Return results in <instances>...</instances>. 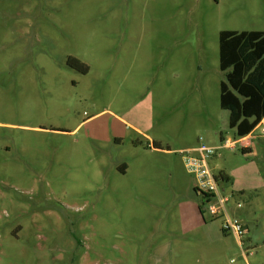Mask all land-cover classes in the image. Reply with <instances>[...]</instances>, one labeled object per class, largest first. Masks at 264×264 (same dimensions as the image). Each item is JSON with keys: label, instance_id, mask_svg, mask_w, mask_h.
I'll return each mask as SVG.
<instances>
[{"label": "rangeland", "instance_id": "rangeland-1", "mask_svg": "<svg viewBox=\"0 0 264 264\" xmlns=\"http://www.w3.org/2000/svg\"><path fill=\"white\" fill-rule=\"evenodd\" d=\"M221 31L264 0H0V264H264V122L207 161L243 244L184 159L233 138Z\"/></svg>", "mask_w": 264, "mask_h": 264}, {"label": "trees", "instance_id": "trees-1", "mask_svg": "<svg viewBox=\"0 0 264 264\" xmlns=\"http://www.w3.org/2000/svg\"><path fill=\"white\" fill-rule=\"evenodd\" d=\"M68 64L85 73L88 71V67L75 58L69 57ZM219 68L225 76V81L220 83V108L228 112V125L236 139L246 137L264 119V32L221 31ZM152 147L160 149L156 143ZM216 178L220 182L230 181L224 172ZM198 208L206 221L201 205Z\"/></svg>", "mask_w": 264, "mask_h": 264}, {"label": "built area", "instance_id": "built-area-1", "mask_svg": "<svg viewBox=\"0 0 264 264\" xmlns=\"http://www.w3.org/2000/svg\"><path fill=\"white\" fill-rule=\"evenodd\" d=\"M260 136L264 137V128L261 129ZM234 143L236 144L235 141L231 143L227 140L225 145H235ZM212 148L200 146L187 150L186 152L191 155L187 158L184 156L186 167L189 173L194 174L197 181V193L203 197V205L206 204V207L202 209L204 215H208L211 219H219L223 233L232 235L243 244L242 240L245 236L243 224L231 216V208L227 207L230 198L221 192L220 186L217 184L219 181L207 164V161L209 162L217 154V149Z\"/></svg>", "mask_w": 264, "mask_h": 264}, {"label": "crops", "instance_id": "crops-1", "mask_svg": "<svg viewBox=\"0 0 264 264\" xmlns=\"http://www.w3.org/2000/svg\"><path fill=\"white\" fill-rule=\"evenodd\" d=\"M229 117V116H228ZM264 122V119L260 122V124L257 126V127H259L262 123ZM256 127V128H257ZM255 128V129H256ZM254 129V130H255ZM262 129V128H261ZM233 131V130H232ZM253 133V132H252ZM252 133H250L248 136H246V137H243V138H240L241 139V142H240V139H236V137L234 136V131H233V138H225V137H221V144L218 146V147H214V148H216L217 149V151L219 150V149H230V150H233L234 148H236V144H238V143H243V145L241 146V148L242 149H244L245 151H251V146H250V144L248 143V140L252 137ZM230 141L231 143H233L234 141L236 142V144L235 145H225V142L226 141ZM217 156V154L214 156V157H216ZM213 157V158H214ZM212 158V159H213ZM211 159V160H212ZM213 172H214V170H213ZM222 172V171H221ZM215 173V172H214ZM225 173V172H224ZM226 174V173H225ZM216 175H218V174H216ZM227 175V174H226ZM228 176V175H227ZM230 178V177H229ZM246 241H248V240H246ZM249 242V241H248Z\"/></svg>", "mask_w": 264, "mask_h": 264}]
</instances>
